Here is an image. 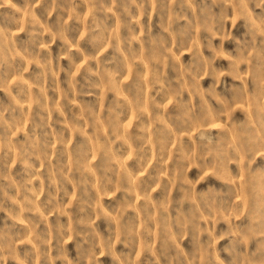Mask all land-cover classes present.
Returning <instances> with one entry per match:
<instances>
[{"label": "rangeland", "instance_id": "1", "mask_svg": "<svg viewBox=\"0 0 264 264\" xmlns=\"http://www.w3.org/2000/svg\"><path fill=\"white\" fill-rule=\"evenodd\" d=\"M0 264H264V0H0Z\"/></svg>", "mask_w": 264, "mask_h": 264}]
</instances>
